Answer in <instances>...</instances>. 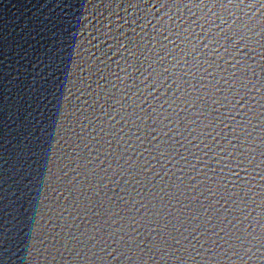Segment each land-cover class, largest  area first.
I'll use <instances>...</instances> for the list:
<instances>
[{
  "label": "water",
  "instance_id": "95a60500",
  "mask_svg": "<svg viewBox=\"0 0 264 264\" xmlns=\"http://www.w3.org/2000/svg\"><path fill=\"white\" fill-rule=\"evenodd\" d=\"M0 264H264V0H0Z\"/></svg>",
  "mask_w": 264,
  "mask_h": 264
}]
</instances>
